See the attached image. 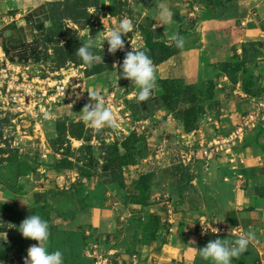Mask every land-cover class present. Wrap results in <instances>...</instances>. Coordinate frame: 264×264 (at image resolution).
<instances>
[{"label":"rangeland","instance_id":"1","mask_svg":"<svg viewBox=\"0 0 264 264\" xmlns=\"http://www.w3.org/2000/svg\"><path fill=\"white\" fill-rule=\"evenodd\" d=\"M50 1V15L44 21V29L40 30V38L30 45L34 49L32 57H20V54L15 57H20L19 64L29 68H24L28 75L27 83L35 79V85L52 89L64 81L71 87L75 86L74 91L78 94L70 100L63 97L50 100L49 97L57 93L54 88L46 96H41V91L39 95L30 96L27 103L19 101L7 108L0 103V231L6 230L0 232V253L14 250L27 256L29 247L38 244L23 238L18 231L19 225L32 214L47 221L50 231L47 244L51 251L63 253L64 263L74 256L77 249H85L89 238L85 230L88 228L107 238L140 232L143 225L141 216L145 210L130 214L124 205L132 201L142 200L162 213L167 212L172 204L175 218L187 219L192 224L199 222L203 215L208 217V214L212 221L220 223L217 213L221 210L212 211L211 206H227L230 200L239 197L233 191L234 181L226 179L232 174L231 168L215 162L208 168L197 161L191 170L181 162V146L176 144L178 141L173 140L170 132H152L157 125L153 117L160 110L181 120L188 117L194 108L200 126L204 118L201 110L210 103L205 96L212 90L211 85L207 81L196 84L181 82L183 89L195 87L193 93L196 92L198 98L190 102L188 95L179 98L157 95L161 93L158 81L162 84V80L156 78L153 96L138 102L136 98L126 96L137 93L130 81L121 78L117 83L119 65L132 47L145 51L151 58L155 75L158 71L156 65L168 56L161 45L164 41L161 31L154 27L158 6L164 0ZM123 18H129L134 28L122 37L124 49L111 55L103 37ZM89 36L95 39V54L103 57L102 62H96L91 68L75 54ZM250 48L256 49L254 45ZM252 51L250 56L254 57L256 52ZM235 65L236 62L228 68L234 77L239 72H243L246 79L254 77L252 68L245 63L240 69ZM82 88L87 93H98L105 105L110 102L115 108L124 100L129 103L137 117L135 119L149 120V127L137 132L119 123L116 128L106 126L94 130L79 115L87 104L82 101ZM212 106V109L218 108L214 101ZM114 118L117 121L116 115ZM196 124V121L192 122V125ZM132 132L135 133L130 135ZM166 137L171 144L163 143ZM114 143L125 145L122 160L116 162L124 165L115 169L117 165H114L113 169L105 171L110 155L108 145ZM243 147L241 144L238 150ZM23 159L32 160L41 169L51 171L55 175L53 178H58L56 187L51 190L50 203L31 205L27 198L21 196L17 165ZM89 172L92 177L88 176ZM122 173L124 187L119 182ZM111 180L117 181L109 183ZM115 201L119 206L114 205ZM124 214L128 215L122 219ZM93 219L98 221L95 228V224H90ZM109 222H112L111 226ZM93 248L95 255L106 257L108 254V247L103 243H97ZM111 262L120 264L116 257L108 261Z\"/></svg>","mask_w":264,"mask_h":264},{"label":"crops","instance_id":"2","mask_svg":"<svg viewBox=\"0 0 264 264\" xmlns=\"http://www.w3.org/2000/svg\"><path fill=\"white\" fill-rule=\"evenodd\" d=\"M50 3V0H0V36L3 40L0 54L14 58L22 54L25 46L30 47L39 40V25L50 15ZM163 4L173 16L167 25L158 26L155 22L154 27L161 31L167 44L173 43V34H179L185 45L156 65V78L175 79L186 84L214 81L219 104L216 110L207 109L201 125L192 132H187L183 122L173 114L160 110L153 117L157 125L152 132H170L175 142L194 133L195 138L204 137L210 142L233 131L244 115L255 109L257 101L264 97V0H164ZM250 44L256 49L250 48ZM252 50L256 52L254 57L250 56ZM235 61H243L252 68V83L242 75L243 72L234 77L222 70V64ZM158 84L161 93L157 95H160L164 89L159 81ZM243 144L244 168L239 171L229 169L232 174L226 177L234 181L233 191L239 197L230 200L227 206H211L212 211L221 210L217 213L220 223L212 221L210 214L208 218L214 224H242L260 241L259 245H249L245 253L233 259L232 264H264V133L249 134ZM21 162H28L35 169L19 174L17 165L21 196L27 198L31 205L50 203L51 190L56 187L58 178H53L55 175L51 171L41 169L30 159ZM124 208L130 214L145 210L148 214L156 213L164 218L162 212L153 209L154 205L130 204ZM125 215L128 214H124L122 219ZM96 222L93 219L90 224ZM200 223L192 224L187 219L175 218L173 222L161 225L157 238L148 243L144 241L142 230L134 235L126 232L107 238L88 228L85 230L89 236L86 239L88 245L85 243V249H77L64 264H95L92 250L97 243L108 247L106 257L109 262L116 257L120 264H135L133 255L137 254V264H208L200 258V248L210 240L238 237L211 235L203 232ZM93 227H97L96 224ZM92 230L100 236V241L90 235ZM47 247L51 251L48 244Z\"/></svg>","mask_w":264,"mask_h":264},{"label":"clouds","instance_id":"3","mask_svg":"<svg viewBox=\"0 0 264 264\" xmlns=\"http://www.w3.org/2000/svg\"><path fill=\"white\" fill-rule=\"evenodd\" d=\"M156 13L155 21L159 25L170 23L173 13L160 3ZM134 25L129 18L121 19L115 27L107 31L103 42H107V51L115 55L118 50L125 47L122 37L133 31ZM171 40L177 49H183L185 40L179 34H173ZM95 39L89 36L76 50L75 54L82 60L83 64L91 68L96 62H102V55L94 52ZM103 47V43H102ZM101 47V49H102ZM116 69V65H113ZM119 79H126L137 89L136 100L144 102L148 100L155 88L156 75L153 61L143 50L134 49L126 53L123 62L117 71ZM90 103H87L79 113L80 118L94 130H100L106 126L116 128L117 121L110 107L105 105L104 99L98 93H89ZM79 99V96H77ZM23 238L37 241L27 250V256L23 264H64V255L60 250L49 251L47 242L50 231L47 221L39 215L28 216L18 227ZM255 239V233L249 231L236 239L217 238L210 240L206 246L198 250L200 258L208 264H232L234 258L248 250L250 243Z\"/></svg>","mask_w":264,"mask_h":264},{"label":"built area","instance_id":"4","mask_svg":"<svg viewBox=\"0 0 264 264\" xmlns=\"http://www.w3.org/2000/svg\"><path fill=\"white\" fill-rule=\"evenodd\" d=\"M243 25L246 22H242ZM0 52L3 50V40L0 36ZM20 57L10 58L6 54H0V103L3 107H10L14 103H27L30 96H36L38 92L41 91V96H46L50 91L56 89L54 97H49L50 100H55L59 97L67 98L68 100L73 99L78 91H74L75 86L71 87L68 83L58 82L52 89H45L38 85H35V79L27 81V72L24 68H28L25 64H19ZM29 69V68H28ZM23 80L22 82H20ZM40 82V81H36ZM82 88L84 99L83 102L90 103L89 93L84 91ZM86 93V94H85ZM39 95V94H38ZM129 99L136 98V93H130L128 95ZM21 103V104H22ZM111 108L114 116L116 115L117 124H126L130 127V130H137L141 132L149 127V120H137L131 109L127 106L126 102L123 100L116 105H112L110 102L106 104ZM264 129V97L257 101L255 109L249 111L244 115L240 124L233 129L230 133L219 136L208 142L204 137L195 138L193 135H188L187 137H182V141H178L181 146L180 157L181 162L185 166H195L197 161H201L205 166L209 168L212 163L226 164L231 170L239 171L245 166V156L243 152L238 150V147L243 144L246 140L248 133L258 129ZM124 129V128H122ZM187 139V140H186ZM185 140V141H184ZM164 144H171L169 139L166 137L163 140ZM226 162V163H225ZM228 179V178H227ZM114 205L119 206V202L115 201ZM119 210V207L116 208ZM164 222H173L176 213L173 210V205L170 204L167 212L163 213ZM201 228L203 232L214 233V234H224L231 235L234 237H239L247 233L246 227L242 224H214L211 223L207 216H201ZM260 241L254 239L250 245H259ZM97 246V245H96ZM93 257L95 256V264H107L108 259L105 256L95 255L96 250L93 248ZM13 258L12 264H21L20 259L15 254H11ZM105 257V258H103ZM133 261L135 264L138 262V255H133ZM0 264H7L4 260L0 259ZM179 264V263H176Z\"/></svg>","mask_w":264,"mask_h":264},{"label":"trees","instance_id":"5","mask_svg":"<svg viewBox=\"0 0 264 264\" xmlns=\"http://www.w3.org/2000/svg\"><path fill=\"white\" fill-rule=\"evenodd\" d=\"M44 26H45L44 23L40 24L39 25V30L44 29ZM162 42H163L161 44L162 47L164 49H166L167 52H168V54H167L168 56L166 58L162 59V61H164L168 57L176 54L179 49H177L174 46V43H172L170 45V44H167L164 41H162ZM25 48H26V46L22 49L24 51L22 52L20 57H24V56H26L28 58L32 57L31 55H32L34 49L31 48V47H28V46H27L26 49ZM5 50H6L7 53H10L9 49L5 48ZM162 61L160 60V62H162ZM235 62H236L235 66H239L238 67L239 69L244 65L243 61H235ZM232 63H234V62H232ZM232 63L227 62V63L222 64L221 65L222 70L224 72H226V73H230V72H228V68L230 66H232ZM248 82L252 83V78L250 80L248 79ZM180 83H181L180 81L175 80V79H164V80H162V86H163V89H164V93L162 95V98L166 97L167 95L169 97H172V98H179L181 96L188 95V97H189L188 99L189 100L188 99H186V100H188L190 102L191 101H195L198 98V95L196 94V92L193 93V90L195 89V87L194 86H189V87H186L188 89H183V87H182V85ZM207 83H209L211 85V89L212 90L209 92V94L207 96H205V99L208 102H210V103L207 104V106H205V107L203 106L202 110L200 109L202 115L206 114L208 108L209 109L213 108L212 101H214L216 105L219 104V101L217 99L215 82L210 80V81H207ZM126 104L131 109L129 103L126 102ZM197 114H198L197 110L193 108L191 110V112H190L188 117L181 119V121L183 122L184 127L186 128L187 132H192V131H194L195 129L198 128L197 126H199L200 121L197 118ZM193 121H196L197 124L196 125H192ZM134 133L135 132H132L130 135H132ZM251 133L263 134L264 133V129L263 128H258L256 130L248 133V135L251 134ZM130 135H128V136H130ZM108 148L110 150V155H109V157L106 160V165L104 166V170L108 171L109 169H113L114 165H117V166L114 167V169L115 168H122L124 163H120V165H118V164H116V162L119 161L122 158V156H124L122 148H125V145L124 144H119V143H114L113 145H108ZM18 164H19V174H24L25 172L34 171L35 170L33 168V166L30 165L28 162L19 161ZM188 168L192 170L194 168V166H188ZM88 176L92 177L93 174H90V172H89ZM123 179H124V176H123V173H122V177L120 179L121 181H119L122 184L121 187L125 186V180H123ZM116 181L117 180H111L109 183H116ZM130 204H142V205H145V206L148 205L147 203H144V201H142V200L132 201L128 205H130ZM141 220L143 221V223H142L143 225H142V229H140V230L143 231L144 241L147 242V243L157 238V234H158L160 226L164 225L166 223V222L163 221V216L160 215V214H156V213H150L148 215L147 214H143L141 216ZM5 231L6 230H1L0 232H5ZM90 235L93 236V237H96L97 241H100V236L95 234L94 231H92L90 233ZM222 235H224V234H222ZM226 236L234 237V236H231V235H226ZM12 253L15 254L16 256H18L19 259H20V263L23 264V261H24L23 254H21V253H19L17 251L15 252L14 250L6 251L5 254H1L0 253V259L4 260L7 264H12L13 263V258L11 257Z\"/></svg>","mask_w":264,"mask_h":264}]
</instances>
